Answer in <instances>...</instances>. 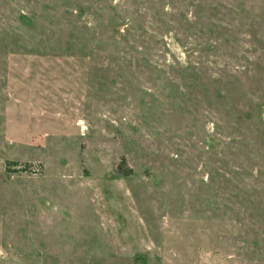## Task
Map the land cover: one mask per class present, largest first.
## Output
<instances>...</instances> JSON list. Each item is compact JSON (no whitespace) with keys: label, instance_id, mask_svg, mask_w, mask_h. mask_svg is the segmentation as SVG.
I'll return each instance as SVG.
<instances>
[{"label":"rangeland","instance_id":"rangeland-1","mask_svg":"<svg viewBox=\"0 0 264 264\" xmlns=\"http://www.w3.org/2000/svg\"><path fill=\"white\" fill-rule=\"evenodd\" d=\"M0 264H264V0H0Z\"/></svg>","mask_w":264,"mask_h":264},{"label":"trees","instance_id":"trees-1","mask_svg":"<svg viewBox=\"0 0 264 264\" xmlns=\"http://www.w3.org/2000/svg\"><path fill=\"white\" fill-rule=\"evenodd\" d=\"M9 163L17 164V162H9ZM28 167H29V165H28V166H25L24 169H25V170H28V169H29ZM127 174H130V172H127L126 175H127Z\"/></svg>","mask_w":264,"mask_h":264}]
</instances>
